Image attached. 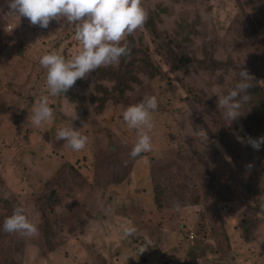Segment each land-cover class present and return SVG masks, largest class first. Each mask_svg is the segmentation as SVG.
<instances>
[{
	"label": "rangeland",
	"instance_id": "1",
	"mask_svg": "<svg viewBox=\"0 0 264 264\" xmlns=\"http://www.w3.org/2000/svg\"><path fill=\"white\" fill-rule=\"evenodd\" d=\"M141 6L145 22L121 41L125 60L50 96L39 58L74 56V24L30 25L0 0V224L20 206L36 226L28 236L0 230V264H264L257 150L237 140L242 114L229 121L217 106L240 69L264 90V0ZM212 54L217 69L202 64ZM132 74L139 84L124 88ZM146 95L157 98L150 167L129 156L137 132L121 115ZM41 98L53 115L35 126ZM64 127L88 137L83 150L56 139Z\"/></svg>",
	"mask_w": 264,
	"mask_h": 264
},
{
	"label": "clouds",
	"instance_id": "2",
	"mask_svg": "<svg viewBox=\"0 0 264 264\" xmlns=\"http://www.w3.org/2000/svg\"><path fill=\"white\" fill-rule=\"evenodd\" d=\"M7 3L13 14L26 18L30 25L47 28L50 21L61 18L74 24L73 39L81 46L74 56L65 59L56 52H48L39 58L40 66L46 70L45 88L50 96L63 94L77 79L84 78L100 66L117 63L128 53L126 43L122 44L121 41L146 20L141 0H7ZM238 75L239 81L226 94L218 96L217 101V106L224 109V118L229 121L239 116L242 104L250 100L247 90L251 87V77L246 69H240ZM156 109L157 98L152 95H146L139 103L123 109V122L128 129L137 132L130 157L135 158L152 150L149 132L154 126L152 113ZM52 115L53 110L47 100L41 98L32 107L31 122L39 126L51 119ZM54 134L57 140H63L73 151L86 147L88 137L72 127L54 129ZM249 143L259 150L264 144V137L250 139ZM0 230L28 236L36 232V226L28 221L24 208L16 206L0 224ZM134 232V227L123 229L126 236Z\"/></svg>",
	"mask_w": 264,
	"mask_h": 264
},
{
	"label": "trees",
	"instance_id": "3",
	"mask_svg": "<svg viewBox=\"0 0 264 264\" xmlns=\"http://www.w3.org/2000/svg\"><path fill=\"white\" fill-rule=\"evenodd\" d=\"M148 22L145 24L147 25ZM127 40L130 42V44L132 43L131 35H129L127 37ZM130 44H128V45L126 44L127 48H128V53L130 52L129 48H131ZM125 56L121 57L122 60H125V58H126ZM185 58L190 60V57H185ZM206 62H209V64L212 65L214 67V69L219 68L220 63H222L221 61L215 59L214 54H212V58H206V60H204L202 62V64H205ZM130 64H131V66L133 65L131 62H130ZM114 65L115 64H111V65H107V66H100V69H102V68L114 69V67H113ZM175 66H176V63H175ZM129 79H130L129 83L128 82L124 83V88L130 89L132 85L135 86V85L139 84L138 77H136V75L132 74V77L129 76ZM250 84H251V87L247 90L248 94L250 96V100L247 103L242 104V107H241V110H242L241 114L242 115H240L241 119H242L244 131L246 133V135L243 133V138L245 141L243 139L240 140L239 138L237 140L241 144L242 147L246 148L247 150H249L251 153L254 154V152H255L254 148L249 143V140L250 139L256 140L260 137H264V90L261 88L260 85L255 84V83H251V81H250ZM237 99H239V97H237ZM148 153H150V151L146 152V153H142L139 156L140 157L142 156L141 158H143V157H146V155ZM196 154L200 156V160L202 161V163H205V165H206L208 160L201 153L196 152ZM256 156L258 158L259 165L261 166V171L264 174V144H261L259 150H257V152H256ZM146 165H147V167H150V164L148 165V158L146 161ZM145 173H147V168H145ZM12 212L13 211H11L9 214H12ZM44 231H45V235H47L48 233H47L45 227H44ZM52 234H54L53 230H51L50 236ZM49 238L47 239V242L49 241ZM51 246L53 247V245H51Z\"/></svg>",
	"mask_w": 264,
	"mask_h": 264
}]
</instances>
